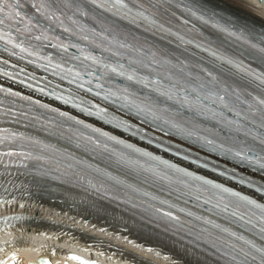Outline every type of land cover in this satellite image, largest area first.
Returning a JSON list of instances; mask_svg holds the SVG:
<instances>
[{"label": "bare ground", "instance_id": "obj_1", "mask_svg": "<svg viewBox=\"0 0 264 264\" xmlns=\"http://www.w3.org/2000/svg\"><path fill=\"white\" fill-rule=\"evenodd\" d=\"M212 1H214L215 6H220L223 11L239 15L240 20L255 24L264 30V0ZM211 17H215V15L212 14ZM129 33L135 36L132 31ZM0 60L23 69L37 80H52L46 75V72L25 64L2 51H0ZM61 85L72 89L85 98L96 99L88 90L76 88L69 82L61 83ZM0 99V107L4 111V115L0 117L1 126L16 127L63 148L79 154L82 153L77 145L69 144L64 134L59 130L43 125L35 119H30L27 122L20 120L18 115L12 111L11 102L2 97ZM96 101L140 125L148 132L163 136L199 153H204L198 147L150 127L143 120L136 119L121 108L110 106L103 100ZM97 161L106 167L113 166L110 161L105 159ZM239 170L245 171L240 168ZM121 174L128 177L124 173ZM252 175L264 181L260 174ZM0 217L14 218L18 221V223L13 224H0V264H15L16 260L19 263V259L29 264L27 262L29 257L39 255L49 256L52 264H129L125 261V255L139 259L141 263L138 264H182L162 252L142 245L139 240L133 237L118 234L103 224L97 225L93 221L92 223L87 222L84 219L66 214L58 208H51V206L47 208L33 201L8 206L2 204L0 205ZM4 226L7 227L3 228ZM106 249L110 250L109 254H100V251H107Z\"/></svg>", "mask_w": 264, "mask_h": 264}, {"label": "snow or ice", "instance_id": "obj_2", "mask_svg": "<svg viewBox=\"0 0 264 264\" xmlns=\"http://www.w3.org/2000/svg\"><path fill=\"white\" fill-rule=\"evenodd\" d=\"M92 3H97V0H91ZM115 4H119L123 7H126V5L124 4V0H114ZM102 6V5H101ZM20 7H22L21 5V0H0V24H4L5 22V18L8 20H16L17 18H23L22 17V13L18 10ZM33 7H36L35 4H33ZM37 11H41L40 8H37ZM52 15H55V13H52ZM138 15L142 16L143 13H138ZM145 19H147V17H145ZM161 29L163 30V25H160ZM67 31V29H65ZM84 39H88L87 36L83 37ZM37 39H40V37H37ZM73 47H75V45H73ZM120 47H127V45L121 44ZM262 51H264V49H262ZM86 59H93L95 60L94 57H85ZM229 63H231V61H229ZM122 67V65H121ZM113 72H116L117 69L116 68H112L111 69ZM121 75H124V73H120ZM78 75V74H77ZM209 75H211V73H209ZM129 80L134 79L133 75H128L127 77ZM153 83H156V81H153ZM82 86V85H81ZM97 87H100V85H97ZM201 88L204 87V85H200ZM191 91H196V88H191ZM224 93L225 94H219V93H211V96H213L215 99L213 102H218L219 104L227 107L228 103L225 99V95H227V90L224 89ZM166 94V93H165ZM205 98L207 99L208 97L205 96ZM187 99V98H185ZM237 99L239 100V97H237ZM246 103V102H245ZM259 104L264 105V100H260ZM232 110V109H230ZM236 115L238 117H240L242 115V112L237 111ZM229 123H233L232 121H229ZM208 143H212V141H208ZM129 147H131V145H129ZM237 155H240V153H237ZM166 163V162H165ZM262 167H264V165H262ZM183 171V170H181ZM186 175H192L191 173H185ZM196 179H202V177H196ZM204 183H211L210 181H204ZM214 187L216 188H221L222 191L224 192H229L230 190L227 188H223L221 185L217 184L214 185ZM233 195H239L238 193H232ZM241 199H247L246 197H241ZM249 203L255 204V201H248ZM257 207H260L262 209H264V205H256ZM225 210H227V206L225 207ZM233 216L237 215V213L234 211L232 213ZM241 219H243V217H241ZM262 220H264V217H262ZM261 231L264 232V228H261ZM240 239H243V237H240ZM254 247V245H253ZM257 251L259 252H264V249H257ZM247 255V253L245 254ZM253 259H255V257H253Z\"/></svg>", "mask_w": 264, "mask_h": 264}, {"label": "water", "instance_id": "obj_3", "mask_svg": "<svg viewBox=\"0 0 264 264\" xmlns=\"http://www.w3.org/2000/svg\"><path fill=\"white\" fill-rule=\"evenodd\" d=\"M44 260L43 264H51L50 258L49 257H40V258H30V263L32 264H40V261Z\"/></svg>", "mask_w": 264, "mask_h": 264}, {"label": "rangeland", "instance_id": "obj_4", "mask_svg": "<svg viewBox=\"0 0 264 264\" xmlns=\"http://www.w3.org/2000/svg\"><path fill=\"white\" fill-rule=\"evenodd\" d=\"M22 258V257H21ZM25 259V258H24ZM19 261V263L17 262V260H16V263L15 264H26V261H25V263H24V261L22 260V259H19L18 260Z\"/></svg>", "mask_w": 264, "mask_h": 264}]
</instances>
